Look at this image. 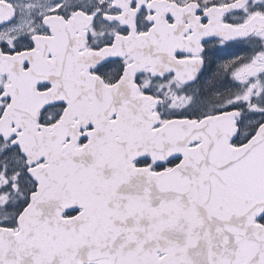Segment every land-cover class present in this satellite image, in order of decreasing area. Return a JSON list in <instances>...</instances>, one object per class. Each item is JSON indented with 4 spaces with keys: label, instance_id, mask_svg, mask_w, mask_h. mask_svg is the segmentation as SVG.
I'll use <instances>...</instances> for the list:
<instances>
[{
    "label": "snow or ice",
    "instance_id": "obj_1",
    "mask_svg": "<svg viewBox=\"0 0 264 264\" xmlns=\"http://www.w3.org/2000/svg\"><path fill=\"white\" fill-rule=\"evenodd\" d=\"M0 264H264V0H0Z\"/></svg>",
    "mask_w": 264,
    "mask_h": 264
}]
</instances>
